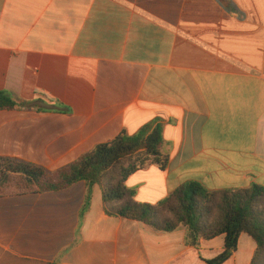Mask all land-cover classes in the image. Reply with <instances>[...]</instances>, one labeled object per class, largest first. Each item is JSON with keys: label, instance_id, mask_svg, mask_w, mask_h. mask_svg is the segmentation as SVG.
I'll use <instances>...</instances> for the list:
<instances>
[{"label": "crops", "instance_id": "obj_1", "mask_svg": "<svg viewBox=\"0 0 264 264\" xmlns=\"http://www.w3.org/2000/svg\"><path fill=\"white\" fill-rule=\"evenodd\" d=\"M0 91L26 104L0 111L2 158L55 172L155 123L170 163L127 179L138 203L189 182L264 187V0H0ZM86 195L0 199V264H172L190 249L183 228L106 215L101 186L82 217ZM255 253L241 236L235 264Z\"/></svg>", "mask_w": 264, "mask_h": 264}, {"label": "trees", "instance_id": "obj_2", "mask_svg": "<svg viewBox=\"0 0 264 264\" xmlns=\"http://www.w3.org/2000/svg\"><path fill=\"white\" fill-rule=\"evenodd\" d=\"M23 106L26 104L0 91V111H15ZM164 145L162 127L150 123L135 135L122 133L55 172L0 157V199L61 192L84 182L87 195L81 210L83 217L90 208L94 187L101 186L104 211L109 217L137 221L158 232L186 230L190 249L172 264H235L234 255L243 235L256 245L251 264H264V187L260 185L211 191L198 182H189L157 205L137 202L136 191L126 181L148 165L166 171L170 156L164 152ZM220 237L224 239L221 249L200 248L201 241Z\"/></svg>", "mask_w": 264, "mask_h": 264}, {"label": "rangeland", "instance_id": "obj_3", "mask_svg": "<svg viewBox=\"0 0 264 264\" xmlns=\"http://www.w3.org/2000/svg\"><path fill=\"white\" fill-rule=\"evenodd\" d=\"M250 244L251 241H249L248 239H242L240 242V250L242 251L243 248L251 246Z\"/></svg>", "mask_w": 264, "mask_h": 264}]
</instances>
